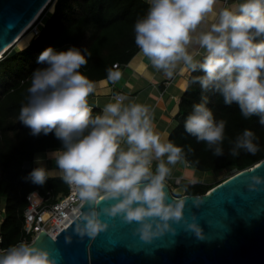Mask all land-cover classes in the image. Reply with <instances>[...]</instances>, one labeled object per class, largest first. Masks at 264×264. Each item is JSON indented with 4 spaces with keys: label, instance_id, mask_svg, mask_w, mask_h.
I'll return each instance as SVG.
<instances>
[{
    "label": "clouds",
    "instance_id": "clouds-1",
    "mask_svg": "<svg viewBox=\"0 0 264 264\" xmlns=\"http://www.w3.org/2000/svg\"><path fill=\"white\" fill-rule=\"evenodd\" d=\"M147 2L146 15L134 25L139 54L169 78L181 64L183 71L202 72L192 76L191 83L199 84L203 93L219 94L227 106L235 103L245 119L256 116L264 126V0H243L234 10L225 7L218 12L217 0ZM210 15L216 17L215 22L202 30ZM193 44L203 50L202 60L190 53ZM88 57L87 48L57 51L50 46L37 58V64L44 67L31 73L18 120L33 137L54 133L62 147L49 154L55 169H47L38 157L28 179L43 186L58 170L59 178L76 190L81 208H87L79 213L74 229L81 238L95 239L107 231L109 224L101 219L105 216L137 224L136 234L151 243L174 232L173 223L185 219L188 197L169 203L166 181L172 175L170 166L188 163L186 153L171 141H161L148 105L125 103L126 97L117 94L94 115L88 97L95 91V82L79 71ZM119 78V72L108 70L110 81ZM208 103V96L203 95L193 105L184 129L219 157L225 154L226 121H216ZM257 141L245 129L229 142V155L238 156L241 151L255 155L260 150ZM188 152H193L191 146ZM252 181L251 190L264 184L258 176ZM102 202L106 204L103 208ZM199 203L194 200L196 207ZM195 221L193 216L187 228L202 239L203 231ZM0 264H58V258L46 248L21 241L0 250Z\"/></svg>",
    "mask_w": 264,
    "mask_h": 264
},
{
    "label": "trees",
    "instance_id": "trees-1",
    "mask_svg": "<svg viewBox=\"0 0 264 264\" xmlns=\"http://www.w3.org/2000/svg\"><path fill=\"white\" fill-rule=\"evenodd\" d=\"M148 7L147 0H52L40 16L45 23L39 27V35L33 34L25 47H15V54L9 51L0 58V206L4 204L5 208L1 224L5 247L17 244L24 234L28 194L37 190L54 202L68 191V185L59 176L47 180L43 186L35 185L28 179L29 173L37 167L34 160L36 153L62 147L54 133L33 137L29 134L30 129L18 120L19 110L26 103L31 73L44 67L37 64L38 56L50 46L57 51H66L72 46L82 51L87 48L90 53L88 63L79 71L93 82L108 78L109 69L114 71L117 63L120 66L128 64L139 51L134 39V25L138 18L146 15ZM196 75L203 73H191L180 104L183 119L169 136V141L184 149L189 166L204 174L230 169L238 172L264 159V126L260 125L259 118L245 119L235 103L227 106L219 94L203 93L199 84L191 83V77ZM203 95L209 98L208 107L215 120L226 121L223 156H214L206 142L198 143L184 129V120L191 114L193 105L201 102ZM100 112L96 110L93 114ZM245 129L258 138L260 150L255 155L245 151L238 156L229 155V142ZM188 146L193 152H188ZM26 162H30L29 168H25ZM224 180L212 184L182 182L179 184L181 189L176 187L172 193L176 197L202 195Z\"/></svg>",
    "mask_w": 264,
    "mask_h": 264
},
{
    "label": "water",
    "instance_id": "water-1",
    "mask_svg": "<svg viewBox=\"0 0 264 264\" xmlns=\"http://www.w3.org/2000/svg\"><path fill=\"white\" fill-rule=\"evenodd\" d=\"M46 1L0 0V52L17 39ZM15 46L7 52L15 54ZM29 167L26 162L25 168ZM253 176L264 178V159L202 195L176 197L166 183L169 203L188 197L185 219L173 223L174 232L151 243L136 234L137 224L105 216L101 219L109 228L95 239L74 232L76 217L56 236L42 231L32 243L51 251L58 264H264V184L251 190ZM194 200L200 202L198 207ZM104 206L102 202L100 207ZM193 216L203 231L202 239L187 228ZM66 237H71L70 243Z\"/></svg>",
    "mask_w": 264,
    "mask_h": 264
},
{
    "label": "crops",
    "instance_id": "crops-1",
    "mask_svg": "<svg viewBox=\"0 0 264 264\" xmlns=\"http://www.w3.org/2000/svg\"><path fill=\"white\" fill-rule=\"evenodd\" d=\"M243 0H217L215 11L218 12L221 8L229 7L233 10L235 6ZM215 16L210 15L207 21L201 26L202 30H208ZM189 51L194 55V58L199 60L203 57V50L198 45L190 46ZM114 72L120 73V78L116 82L110 81L108 78L95 82V91L88 97L89 105L93 108V113L96 110L101 111L102 108L109 102L113 101V97L122 93L125 103L134 101L148 105L151 113L154 116L155 131L160 134L162 142H168L172 131L180 122L181 101L185 94L191 72L183 71V65H178L174 70L171 78L167 77L163 71H157L150 64V61L143 55H136L126 65H121L115 68ZM53 150L38 152L34 156L42 158L43 166L49 170L55 169V164L49 158V154ZM166 159V158H165ZM154 161V165L156 166ZM172 168L171 180L174 184L177 179L188 184L201 182L204 173L182 162H178ZM58 170L53 172V177H58ZM177 185V184H176ZM2 213L5 211L4 204L1 205ZM5 217V215H4Z\"/></svg>",
    "mask_w": 264,
    "mask_h": 264
},
{
    "label": "built area",
    "instance_id": "built-area-1",
    "mask_svg": "<svg viewBox=\"0 0 264 264\" xmlns=\"http://www.w3.org/2000/svg\"><path fill=\"white\" fill-rule=\"evenodd\" d=\"M42 25H44V23L38 21L31 28V30L33 29L34 35H39V27ZM119 66L118 63L114 65L115 68H118ZM118 94L124 97L122 93ZM153 170H155L154 162ZM176 184H181V180L177 179L175 185ZM27 200L28 205L24 210V234L19 242L26 241L32 243L42 231H46L52 236H56L62 229L66 228L76 217H78L81 212L78 194L76 190L69 185L67 193L60 195L54 202H50L49 198L42 196L37 190L28 194ZM1 213L2 209L0 206V250L8 248L4 246V237L1 233V224L5 218Z\"/></svg>",
    "mask_w": 264,
    "mask_h": 264
},
{
    "label": "rangeland",
    "instance_id": "rangeland-1",
    "mask_svg": "<svg viewBox=\"0 0 264 264\" xmlns=\"http://www.w3.org/2000/svg\"><path fill=\"white\" fill-rule=\"evenodd\" d=\"M50 12H48L49 15ZM41 21V23H45V19L40 18L39 22ZM33 36V29L29 30L24 36L23 38L20 40V42H18L16 44L15 47L17 48H23L25 47L31 40V37ZM235 173H237L236 170L234 169H230V170H226V171H222L219 173H212V174H205L203 178H201V182H208V183H216L222 179H227L229 177H231L232 175H234ZM167 184L170 186L171 191H174L176 187L181 189V186L179 185H175L171 180H167ZM2 215H4L3 213H1Z\"/></svg>",
    "mask_w": 264,
    "mask_h": 264
},
{
    "label": "bare ground",
    "instance_id": "bare-ground-1",
    "mask_svg": "<svg viewBox=\"0 0 264 264\" xmlns=\"http://www.w3.org/2000/svg\"><path fill=\"white\" fill-rule=\"evenodd\" d=\"M52 0H47L44 5L40 8V10L37 12V14L34 16V18L29 22V24L20 32L17 39L10 44L8 47H6L4 50L0 52V58L4 55V53L7 52L9 48L16 45L20 40L23 38V36L29 31V29L36 23V21L40 18L43 11L47 8V6L51 3Z\"/></svg>",
    "mask_w": 264,
    "mask_h": 264
}]
</instances>
